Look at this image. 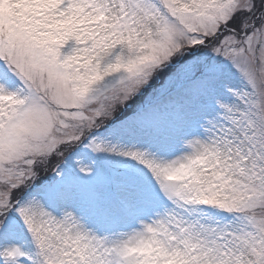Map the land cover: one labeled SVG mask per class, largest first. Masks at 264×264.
<instances>
[{"label": "snow or ice", "instance_id": "obj_1", "mask_svg": "<svg viewBox=\"0 0 264 264\" xmlns=\"http://www.w3.org/2000/svg\"><path fill=\"white\" fill-rule=\"evenodd\" d=\"M0 264H264V0H0Z\"/></svg>", "mask_w": 264, "mask_h": 264}]
</instances>
